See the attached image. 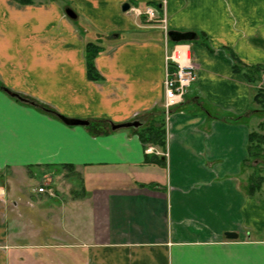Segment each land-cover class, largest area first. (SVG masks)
<instances>
[{
    "label": "crops",
    "instance_id": "0c3cea01",
    "mask_svg": "<svg viewBox=\"0 0 264 264\" xmlns=\"http://www.w3.org/2000/svg\"><path fill=\"white\" fill-rule=\"evenodd\" d=\"M8 1L0 87L89 124L67 126L0 89V264H264V184L249 194L256 166L245 163L258 84L229 56L264 64V0ZM124 4L154 8V19ZM164 30L195 37L171 43ZM87 42L100 47L95 81ZM175 49L195 79L164 127L165 57ZM130 121L141 125L109 128ZM149 123L163 130L156 155L136 135ZM81 170L90 189L53 206L20 191L26 175L39 176L52 195L26 193L55 199L52 173Z\"/></svg>",
    "mask_w": 264,
    "mask_h": 264
},
{
    "label": "trees",
    "instance_id": "16d2710c",
    "mask_svg": "<svg viewBox=\"0 0 264 264\" xmlns=\"http://www.w3.org/2000/svg\"><path fill=\"white\" fill-rule=\"evenodd\" d=\"M13 1L20 6L32 4V0ZM99 52L100 47L96 43L87 42L84 45L83 54L86 66V77L89 80L95 81L99 79V75L94 66V59ZM229 56L232 61V71L234 73L241 74L249 84H258L256 93L251 100L252 104L257 105V107L259 108L255 111L258 116L259 113L261 114V112H263L264 108V64L245 66L242 65L231 53H229ZM170 70H173V66L170 67ZM29 101L33 103V107L50 117H55V114H57L54 109H52L48 105L33 100ZM251 112L254 111L252 110ZM161 127L160 125L156 126L149 123L146 127H140L139 129H137L136 135L138 136L143 146H157L161 148L163 145V130L161 129ZM88 131L91 134H97L100 131V127L97 123L94 122L90 127H88ZM246 152V165L258 159H264V121L258 123L256 130H251L248 133ZM152 162L162 164L159 158L152 159ZM263 169L264 166H260V168L256 167L254 173L250 176L248 185L246 187L249 194H254L264 184V174H261Z\"/></svg>",
    "mask_w": 264,
    "mask_h": 264
},
{
    "label": "built area",
    "instance_id": "2783aa9c",
    "mask_svg": "<svg viewBox=\"0 0 264 264\" xmlns=\"http://www.w3.org/2000/svg\"><path fill=\"white\" fill-rule=\"evenodd\" d=\"M136 16H145L147 21H152L154 18L153 11L150 8L139 10L136 8H130ZM163 21V20H162ZM164 22V21H163ZM164 28V27H163ZM166 35V32L164 30ZM178 49L170 52L169 55L165 57V71H164V80H163V103H162V114L164 118V127L168 124V118L170 115L171 108L176 107L181 103L182 97L186 89L195 79V68L191 64L182 65L174 57V53ZM173 66V70H170V67ZM144 153L146 154H158L156 150L150 146L144 148ZM38 193H46L49 196L52 195L50 189H47L46 186L38 187Z\"/></svg>",
    "mask_w": 264,
    "mask_h": 264
},
{
    "label": "rangeland",
    "instance_id": "374dc122",
    "mask_svg": "<svg viewBox=\"0 0 264 264\" xmlns=\"http://www.w3.org/2000/svg\"><path fill=\"white\" fill-rule=\"evenodd\" d=\"M153 13H155V9ZM257 109L259 108L257 107ZM257 117H258L257 123L264 121V108H263V112H261V114L259 113ZM254 162L255 164L252 166H256L259 168L260 166H264V159L263 160L258 159V160L253 161L252 163ZM90 172L91 171H86V170H81V171H76V172L61 171L60 173L53 172L51 175V187L53 189V193H55V195L57 194V198L55 199L54 198L49 199L45 195L43 194L39 195L35 192L34 194L26 193L29 190L35 191L37 187H40L43 185L44 182L40 179L39 176H34L30 174L26 175L25 176L26 178L23 181L22 180L20 181V191L21 193L24 192L26 198H29L30 202L32 203H36L38 200H40L41 202H44L45 204H50L51 206H53L57 203L56 202L57 199L61 198V199L68 200L69 198H74L75 196H79L83 192L89 190L90 189L89 184L91 183L92 180L91 179L88 180L87 177ZM261 174H264V169L262 170ZM92 183H93L92 184L93 186H100V183L98 181L96 182L93 181ZM262 189L264 190V185L262 186Z\"/></svg>",
    "mask_w": 264,
    "mask_h": 264
},
{
    "label": "water",
    "instance_id": "95a60500",
    "mask_svg": "<svg viewBox=\"0 0 264 264\" xmlns=\"http://www.w3.org/2000/svg\"><path fill=\"white\" fill-rule=\"evenodd\" d=\"M128 8H129L128 5L124 4L121 6V11L126 12L128 10ZM65 14L69 18H72V19L75 17L74 14L72 13V11H70L69 9L65 10ZM166 37H167L168 41H170L171 43H179V42H186V41L192 40L195 37V34L192 32L168 31L166 33ZM1 91H3L10 98H13V99H15L21 103L33 105V103L31 101H29L28 99L21 97L18 93H15V92H13V91L5 88V87H1ZM55 117L60 122H62L63 124H65L67 126H71V127L72 126L86 127L89 124V122L86 120L67 118V117H64L60 114H55ZM140 125L141 124L138 121H130V122H125V123H120V124H110L109 128L111 131L118 130V129H127V128L136 129ZM224 237L226 239H234V238H236V234L226 232V233H224Z\"/></svg>",
    "mask_w": 264,
    "mask_h": 264
}]
</instances>
